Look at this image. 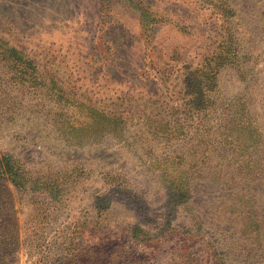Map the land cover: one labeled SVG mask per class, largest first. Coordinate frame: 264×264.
<instances>
[{"label":"rangeland","instance_id":"374dc122","mask_svg":"<svg viewBox=\"0 0 264 264\" xmlns=\"http://www.w3.org/2000/svg\"><path fill=\"white\" fill-rule=\"evenodd\" d=\"M220 55L231 62L206 88L217 113L200 121L245 108L259 149L247 160L234 145L208 150L206 172L224 166L233 185L209 173L177 203L162 175L198 139L186 79ZM99 112L124 130L99 132ZM7 157L35 181L0 178V235L9 244L17 231L16 264H264V0H0ZM245 161L259 179L240 188Z\"/></svg>","mask_w":264,"mask_h":264},{"label":"trees","instance_id":"16d2710c","mask_svg":"<svg viewBox=\"0 0 264 264\" xmlns=\"http://www.w3.org/2000/svg\"><path fill=\"white\" fill-rule=\"evenodd\" d=\"M150 29L149 31H151ZM12 54L18 55L19 52L17 50L11 51ZM218 60L220 64H217V68H213L211 65V61L204 65L202 69H198L197 71H192L190 76L186 79L188 83V88L191 90L192 95L195 98L196 104L194 108V119H198V126H196V136L198 139L192 140V148L191 152L185 153L182 157L178 158L176 164L179 166L178 169L173 173H169L168 171L163 172L164 175V183L166 184L167 188L170 192L173 193V200L177 203H188L192 199V193L195 191L197 186H202L207 182L209 178V172H206L208 168L209 156L207 151L208 150H215L218 146H221L223 143L234 145L236 148L240 149L241 153L244 154V157L250 158L253 153H256L259 149L256 146V130L253 126L252 122L249 120L245 108L238 112H234L236 115L228 118L225 120L224 118H213L215 113H217V100H219L216 96V99L213 98V95L209 96L207 89L208 86L212 87L217 82L218 78H216V74L220 72V68L226 67L231 60H226L222 55L218 56ZM232 64V63H231ZM217 71V72H216ZM215 75L212 76L213 73ZM216 81V82H215ZM208 84V85H206ZM214 109V114H211ZM212 111V112H211ZM225 114H231L232 110H225ZM211 116V123L208 125L202 124L200 119L208 118ZM94 119V123L100 121L101 122V129L99 132L104 133L108 129H112L114 131L124 130L125 128V121L118 116H110L105 112H99L97 115L92 117ZM215 119V120H214ZM218 120L221 121L220 124H217ZM168 128L170 127L169 124ZM184 125L177 129H172L171 131L167 132L166 138L169 140V136L173 135L172 138L179 137V133L184 132L185 127ZM217 127V131L214 129ZM252 127V128H251ZM167 126L163 127V131ZM162 130V128H161ZM178 131V132H177ZM212 132L214 135L217 136V139L214 140L215 144L212 145V141L208 140V136ZM165 137V136H164ZM263 140L262 136H259V143ZM196 146V148H195ZM193 150V151H192ZM245 171L240 174V178L238 179L241 182L240 188H246L245 186H249L250 183H254L255 180L259 179L257 177V173H255V166L252 162L246 163ZM243 168V166H242ZM212 177V181L216 186H223L225 184L233 185L234 176H232L226 169L223 167L217 169V171L210 173ZM0 178H5L12 183L15 188L20 190L26 189H35L34 183L31 177H28L27 174L24 172L23 168L14 160H11L10 157L1 158L0 159ZM210 179V178H209ZM211 179L208 181L210 182ZM212 183V184H213ZM208 184V183H207ZM48 186H36V189H41L40 191H49ZM235 187V186H234ZM238 189L237 187H235ZM248 190H252L249 188ZM238 195L241 196L242 199L246 198L247 200L252 199L250 194L246 192V190H240L237 192ZM237 195V196H238ZM54 199L56 200V196L54 195ZM250 202V201H249ZM252 203V202H250ZM256 216L255 212L252 213V217L249 215L248 219L252 223L254 222V217ZM35 230V229H34ZM143 233V231H140ZM11 238L9 244L3 242V238L0 235V264H10L7 262V257H13L11 261L12 264H16V242L18 240V233L17 231H10ZM137 233L134 232V234ZM13 234V235H12ZM15 234V235H14ZM157 240V239H156ZM145 243H150L151 240H145ZM186 242V241H185ZM160 243H157V248L160 247ZM179 248L182 250V256L185 257V252L190 257L192 255L191 252H188V246L179 245Z\"/></svg>","mask_w":264,"mask_h":264}]
</instances>
